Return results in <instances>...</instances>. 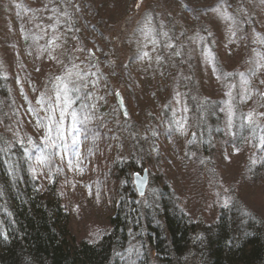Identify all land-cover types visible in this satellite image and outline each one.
Masks as SVG:
<instances>
[{"label":"rangeland","instance_id":"374dc122","mask_svg":"<svg viewBox=\"0 0 264 264\" xmlns=\"http://www.w3.org/2000/svg\"><path fill=\"white\" fill-rule=\"evenodd\" d=\"M0 45V138L33 153L37 183L55 188L77 241L100 240L120 200L143 212L166 188L197 229L234 199L264 219V0H0ZM64 84L72 104L62 116ZM72 111L89 117L79 133L68 131ZM97 124L105 141L83 134ZM46 125L56 155L40 164L29 140L44 147ZM131 161L144 168L126 184L116 166ZM144 171L139 196L134 176Z\"/></svg>","mask_w":264,"mask_h":264},{"label":"trees","instance_id":"16d2710c","mask_svg":"<svg viewBox=\"0 0 264 264\" xmlns=\"http://www.w3.org/2000/svg\"><path fill=\"white\" fill-rule=\"evenodd\" d=\"M25 25L20 27L30 38L33 30ZM44 46L49 49V43ZM5 78L0 67L1 97L8 92ZM70 83L78 82L71 79ZM90 105L83 115L93 113ZM104 114L100 112L107 117ZM212 115L213 120L220 116L215 111ZM66 118L73 122L71 115ZM95 128L86 131L83 127L84 136L92 137L97 131V141H105L106 131L100 124ZM0 149H6L0 151V264H123L129 248L132 264H264V219L234 199L215 222L197 229L168 188L161 189L157 202H149L143 212V206L120 200L109 217L111 228L100 240L77 241L55 188L43 191L39 187L30 165L33 153L1 138ZM116 168L127 184V176L144 167L131 161Z\"/></svg>","mask_w":264,"mask_h":264},{"label":"snow or ice","instance_id":"6c2138e0","mask_svg":"<svg viewBox=\"0 0 264 264\" xmlns=\"http://www.w3.org/2000/svg\"><path fill=\"white\" fill-rule=\"evenodd\" d=\"M147 53H144V56H147ZM224 75L226 76H231L232 73H224ZM242 75V74H241ZM262 83H264V81H262ZM77 91L79 89H76ZM69 92V88H68V84H64L63 85V95H58V100H62L64 107H62L60 109L61 111V115H65L67 113L68 108L71 107L72 104V100L71 97L68 95ZM229 96H231V92L228 93ZM54 111V110H53ZM229 114L231 115V109H229ZM71 116H72V120H73V124L71 126V129H69V131H75L77 133H79L80 129L77 127V122L79 123H86L89 119V117L85 116L83 120L80 119V116L78 115V113L76 111H72L71 112ZM50 120L52 119L51 117L49 118ZM54 122V121H53ZM55 123V135L56 138L59 140H64L65 139V126L63 124V122H54ZM229 126H231V119H229ZM248 123L251 125L253 123L252 120V115L249 114L248 115ZM46 127L48 128V133L45 137V143H44V147H40L39 144H37L34 141L29 140V143L33 144V146L37 149H39V156H37V163L40 164H44V163H49L50 159L56 155L55 151H46L47 149H55L56 144L52 138V132L53 129L50 125H46ZM262 139V146H264V138ZM79 143V136H74L72 138V144L76 145ZM65 148L68 147L67 144L64 145ZM6 149H0V151H5ZM139 176V174H137ZM141 183V187H143V180H140ZM143 194V193H141Z\"/></svg>","mask_w":264,"mask_h":264},{"label":"water","instance_id":"95a60500","mask_svg":"<svg viewBox=\"0 0 264 264\" xmlns=\"http://www.w3.org/2000/svg\"><path fill=\"white\" fill-rule=\"evenodd\" d=\"M263 100H264V97H263ZM117 101H118V104L121 108V111L123 112V114L125 116L128 115V109H127V106L125 104V101L123 100V97L120 93H117ZM139 173H136L135 176H134V184H135V187H136V190H137V193L139 196H143L145 194V190H146V187H147V182H148V173L147 171H144L141 174H139V176L137 175ZM143 180V187H141V183H140V180ZM143 193V194H141Z\"/></svg>","mask_w":264,"mask_h":264}]
</instances>
